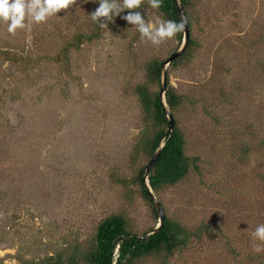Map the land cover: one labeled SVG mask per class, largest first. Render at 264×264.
Returning a JSON list of instances; mask_svg holds the SVG:
<instances>
[{"label":"rangeland","instance_id":"374dc122","mask_svg":"<svg viewBox=\"0 0 264 264\" xmlns=\"http://www.w3.org/2000/svg\"><path fill=\"white\" fill-rule=\"evenodd\" d=\"M99 6L77 0L15 35L0 24V264L86 247L112 214L138 233L158 224L130 162L145 124L136 90L183 40H141L130 11L167 21L147 2L102 18L107 29L91 18ZM188 14L196 44L168 83L200 172L154 194L172 218L211 230L137 264H264L251 236L264 224V0H192Z\"/></svg>","mask_w":264,"mask_h":264},{"label":"trees","instance_id":"16d2710c","mask_svg":"<svg viewBox=\"0 0 264 264\" xmlns=\"http://www.w3.org/2000/svg\"><path fill=\"white\" fill-rule=\"evenodd\" d=\"M144 2L146 3L147 0ZM182 3L190 29L188 9L191 7L192 0H182ZM157 10L167 21L171 20L177 24L182 22L176 0H162V6ZM176 35L179 40H183L184 30ZM195 44L196 41L190 32L186 49L180 57L171 62V65L177 66L186 54L192 51ZM163 63L164 60H152L148 63L147 82L137 86L136 92L142 104L145 124L139 141L130 153V162L135 168L134 180L140 184V190L152 205L158 222L160 214L147 189L145 169L160 144L164 143L149 174L150 186L155 194L184 180L192 169L200 172L199 157H191L186 153L185 131L177 120L174 129L166 134L169 128V117L161 96ZM153 85H157L158 88L154 89ZM165 99L173 115L184 102L183 95L170 86V83L167 84ZM164 212L163 222L153 233L151 231L156 226L138 233L132 230L130 221L124 214L109 215L98 224L93 239L86 247L75 245L73 252L68 255L56 253L24 261L22 264H114V259L115 264H137L148 257L169 258L176 250L189 248L194 239L202 240L204 234L211 230L203 223L195 228L188 227L169 216L165 210Z\"/></svg>","mask_w":264,"mask_h":264},{"label":"clouds","instance_id":"9594fccd","mask_svg":"<svg viewBox=\"0 0 264 264\" xmlns=\"http://www.w3.org/2000/svg\"><path fill=\"white\" fill-rule=\"evenodd\" d=\"M77 0H0V24L7 25L8 33L15 35L17 30L31 31L33 23H46L49 18L57 15L62 10H68ZM150 8L159 9L162 0H147ZM100 6L91 14L93 21L99 23L101 28L107 29L108 24L102 22V18L113 21V15L119 16L125 10L141 8L144 0H123L119 4L117 0H99ZM134 25L140 33L142 41L151 42L153 46H159L166 40L172 39L184 30V23L177 24L174 21L156 18L155 23L145 21L139 11H130L123 17ZM253 240H259L261 244H254L253 251L264 252V224L256 227L251 233ZM115 264V259H114Z\"/></svg>","mask_w":264,"mask_h":264},{"label":"water","instance_id":"95a60500","mask_svg":"<svg viewBox=\"0 0 264 264\" xmlns=\"http://www.w3.org/2000/svg\"><path fill=\"white\" fill-rule=\"evenodd\" d=\"M176 4H177V8H178L181 20L184 23L185 27H184V39H183L182 45L179 47V49H177L175 52H173L172 55L170 57H168L162 65L161 96H162V102L164 104L165 110L167 111V114L169 117V128H168L166 134H169L174 129V126H175L174 116L170 112L169 107H168L167 102H166V99H165V92H166L167 84H168V66L171 64L172 61H174L175 59H177L178 57L181 56L183 51L186 49L188 42H189V39H190V29H189L188 20H187V16H186V12H185L182 0H176ZM163 144H164L163 142L160 144V146L158 147V149L154 153L153 157L150 159V161L147 164L146 169H145L146 186H147V189H148V191L152 197V200L155 203V205L159 211V214H160L159 222H158L157 226L151 231V233L155 232L159 228V226L161 225V223L163 222L164 217H165L163 205L161 204L160 200H158V198L154 194V191L152 190V188L150 186V180H149V174H150V171L152 169V165L155 162V160L157 159V157L159 156V153L163 147ZM151 233H149V234H151Z\"/></svg>","mask_w":264,"mask_h":264}]
</instances>
